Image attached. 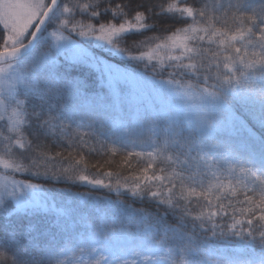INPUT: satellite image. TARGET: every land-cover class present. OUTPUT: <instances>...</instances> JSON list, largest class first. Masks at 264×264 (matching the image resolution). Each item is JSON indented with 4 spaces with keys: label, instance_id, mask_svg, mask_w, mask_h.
<instances>
[{
    "label": "snow or ice",
    "instance_id": "snow-or-ice-1",
    "mask_svg": "<svg viewBox=\"0 0 264 264\" xmlns=\"http://www.w3.org/2000/svg\"><path fill=\"white\" fill-rule=\"evenodd\" d=\"M0 150V264H264V0H0Z\"/></svg>",
    "mask_w": 264,
    "mask_h": 264
},
{
    "label": "trees",
    "instance_id": "trees-1",
    "mask_svg": "<svg viewBox=\"0 0 264 264\" xmlns=\"http://www.w3.org/2000/svg\"><path fill=\"white\" fill-rule=\"evenodd\" d=\"M65 3H77V2H87V0H64ZM77 19L81 20L82 23H89V21L79 15H77ZM163 23V21H162ZM98 27V25H97ZM52 29V28H49ZM64 35L68 36V32H64ZM70 39L76 41L77 43L81 42V39L79 36L76 35H71L69 36ZM84 43H88V41H84ZM129 43H131V41H129ZM93 51H96L97 54H99V50L97 49H93ZM132 54H136L138 55L139 53L137 52H133ZM105 58H108L105 54ZM110 62H116L117 60H119V57H115V58H109ZM121 67H123V64L120 65ZM83 72V70H81ZM76 73L74 72L73 75H75ZM256 131H259V129H256ZM116 135L118 136L119 133H116ZM88 146L92 149H95L96 151H93L91 153V155H89L87 157V161H88V168L86 170H84L85 174H89V175H99L103 172H107V171H112L114 173L113 177H112V182L113 184H115V181L117 179L116 177V173L120 174V178H121V182H123V177L129 174V169L127 168V166H122V156L120 154H117L115 156H113L111 154L110 151H103L102 149H104L105 147H107V149H111V147H113L114 145H112L110 142H104L102 140V138H96V139H88ZM56 150V149H54ZM86 151L88 150L87 148L85 149ZM137 151L139 150V148L136 149ZM135 159V158H133ZM108 161H111L110 163ZM92 164H96L97 168H93ZM102 166V167H101ZM135 169V166L133 168V170ZM17 179L22 180V181H27V182H34V183H39L41 184V186L45 189H50L53 187L52 184L50 183H45L42 179L41 180H36V179H32V178H27L26 175L22 174H17L14 175ZM55 187L57 189H63L66 188L67 185L61 183V184H56ZM91 186L88 185H83L80 184L79 182H77L76 186L72 187L71 191L74 193H80V194H84V195H88L91 194L94 197H98V198H104L107 197L109 199L112 200H121L126 204H131L134 208L136 209H142L145 213V220H144V226L145 227H152L154 226V219H150V218H154L157 214L163 216L165 214V208L163 206L157 208L156 204L149 202L148 200H144L143 202H141L140 200H136L135 202L132 201V199L130 198H126L125 196L121 195V196H117L115 191L113 190L111 193L107 190V189H95L92 190L90 192ZM65 197H61V198H57V200L63 199ZM167 222L169 224L175 225L176 221L173 219V217L171 215H169L167 217ZM191 221H189L188 223V229L187 232L189 235H191ZM180 231H186L185 229H180ZM197 235H199V231L197 230ZM177 260L180 259L179 256L175 257Z\"/></svg>",
    "mask_w": 264,
    "mask_h": 264
},
{
    "label": "rangeland",
    "instance_id": "rangeland-1",
    "mask_svg": "<svg viewBox=\"0 0 264 264\" xmlns=\"http://www.w3.org/2000/svg\"><path fill=\"white\" fill-rule=\"evenodd\" d=\"M52 29H49V32L51 31ZM45 35H47V33L45 34ZM66 36V35H65ZM47 50V45H44L42 48H41V52H43V51H46ZM25 83H28L27 81H25ZM17 174H20V173H17ZM21 174H23V173H21ZM2 175H3V169H0V183H2L3 181H2ZM24 175H26V174H24ZM10 179L11 178H14V177H9ZM15 179V178H14ZM17 180V179H16ZM20 181V180H19ZM24 182V181H23ZM24 183H32V182H24ZM57 198H61V196H57Z\"/></svg>",
    "mask_w": 264,
    "mask_h": 264
}]
</instances>
